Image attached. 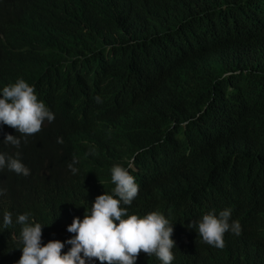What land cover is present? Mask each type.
Returning <instances> with one entry per match:
<instances>
[{
    "label": "trees",
    "instance_id": "trees-1",
    "mask_svg": "<svg viewBox=\"0 0 264 264\" xmlns=\"http://www.w3.org/2000/svg\"><path fill=\"white\" fill-rule=\"evenodd\" d=\"M18 79L55 119L31 136L0 125V154L30 173L0 170V264L21 256L20 214L42 245L72 238L117 164L141 187L128 214L172 225V264H264V0H0V92ZM224 209L241 231L220 249L195 224Z\"/></svg>",
    "mask_w": 264,
    "mask_h": 264
},
{
    "label": "clouds",
    "instance_id": "clouds-1",
    "mask_svg": "<svg viewBox=\"0 0 264 264\" xmlns=\"http://www.w3.org/2000/svg\"><path fill=\"white\" fill-rule=\"evenodd\" d=\"M100 103V97H96ZM55 119L51 107L39 101L35 90L23 79L3 87L0 92V125H6L16 130L21 136H31L41 131L44 122L51 123ZM92 129H99L91 121ZM97 140L91 143L94 148ZM4 144L19 147L21 140L17 136L6 135ZM57 143H63L62 138ZM87 141L84 146H87ZM88 151L81 147L77 152ZM79 161L72 157L68 169L76 174L74 167ZM7 168L17 175L28 176L29 169L17 157H5L0 154V170ZM129 167L119 164L110 168L111 183L114 185L112 194H103L95 198L90 210L84 212L83 219L73 218L67 232L72 238L65 242L49 241L42 245V226L29 221V213L16 217V223L21 226L18 236V249L21 256L17 264H86L96 260L95 264H136L138 256L143 253L155 256L161 264H172L174 255L172 249L175 242L171 239L173 227L169 220L157 211L140 217L129 215L121 205H131L139 193L140 183ZM99 183V182H98ZM126 217V218H125ZM231 209H224L217 216L210 211L196 222L195 228L202 242L216 248L224 247V235L231 232L239 235V221H230ZM13 223L12 214L4 212L3 226L7 228ZM193 228V223L188 225ZM70 245L65 254L64 245Z\"/></svg>",
    "mask_w": 264,
    "mask_h": 264
}]
</instances>
